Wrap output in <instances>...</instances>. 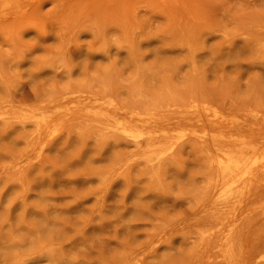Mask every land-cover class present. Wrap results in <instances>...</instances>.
Wrapping results in <instances>:
<instances>
[{
    "label": "rangeland",
    "instance_id": "1",
    "mask_svg": "<svg viewBox=\"0 0 264 264\" xmlns=\"http://www.w3.org/2000/svg\"><path fill=\"white\" fill-rule=\"evenodd\" d=\"M17 2L0 14V264H264V187L212 208L197 137L264 136V0Z\"/></svg>",
    "mask_w": 264,
    "mask_h": 264
},
{
    "label": "bare ground",
    "instance_id": "2",
    "mask_svg": "<svg viewBox=\"0 0 264 264\" xmlns=\"http://www.w3.org/2000/svg\"><path fill=\"white\" fill-rule=\"evenodd\" d=\"M17 1L18 0H0V14H8L12 10L13 5H18ZM193 113L198 120H200V112L193 111ZM204 115L210 118V121L223 122L215 113L211 117L208 114ZM253 116L255 115H246L242 119V122H237L238 126L251 128L250 118ZM119 129L126 133L130 139H127L128 141H133L135 144H140L150 139L148 134L142 132L135 133L129 130L125 125L119 126ZM197 137L201 144L208 145L207 150L210 152V155L208 156L207 166L215 173L213 182L209 183L210 194L214 197L212 208L224 209L232 202H236L237 204L242 203L244 200L248 202V199L252 195H256L260 190L258 187L259 190H254L253 185L255 183L260 182L262 187H264V136L254 131L250 132L248 135L245 133L216 135L212 134L210 131H202ZM173 149L174 146L169 147L163 152V155L166 154L167 156ZM210 172L208 173L209 176ZM245 204L247 205V203ZM213 213L215 214V212ZM236 221L237 220L234 221L235 224ZM216 227L220 232L222 226L217 225ZM224 228L225 226L223 229ZM233 230V228L229 229L227 235H233Z\"/></svg>",
    "mask_w": 264,
    "mask_h": 264
}]
</instances>
